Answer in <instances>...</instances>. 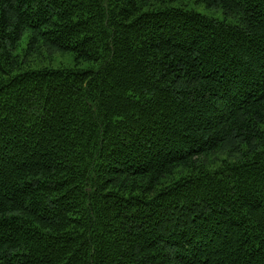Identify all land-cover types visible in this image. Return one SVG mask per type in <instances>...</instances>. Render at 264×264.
<instances>
[{
  "label": "trees",
  "instance_id": "obj_1",
  "mask_svg": "<svg viewBox=\"0 0 264 264\" xmlns=\"http://www.w3.org/2000/svg\"><path fill=\"white\" fill-rule=\"evenodd\" d=\"M173 1L0 0V264H264V0Z\"/></svg>",
  "mask_w": 264,
  "mask_h": 264
},
{
  "label": "rangeland",
  "instance_id": "obj_2",
  "mask_svg": "<svg viewBox=\"0 0 264 264\" xmlns=\"http://www.w3.org/2000/svg\"><path fill=\"white\" fill-rule=\"evenodd\" d=\"M169 5H172L174 7H186L189 9H193L210 17H217L219 19L224 18L222 10L208 9L203 4L197 3L196 0H176ZM26 43L27 37L22 40L15 52L21 53ZM73 64L74 60L72 55L70 54L55 53L52 58H49L46 53H35L27 58V61L23 64V69H41L43 67L57 68L62 65L70 66ZM82 67H87V65H82Z\"/></svg>",
  "mask_w": 264,
  "mask_h": 264
}]
</instances>
